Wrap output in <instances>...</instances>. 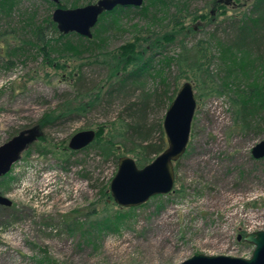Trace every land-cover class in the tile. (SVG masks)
Instances as JSON below:
<instances>
[{
    "label": "rangeland",
    "instance_id": "obj_1",
    "mask_svg": "<svg viewBox=\"0 0 264 264\" xmlns=\"http://www.w3.org/2000/svg\"><path fill=\"white\" fill-rule=\"evenodd\" d=\"M74 1L21 0L9 17H0V144L31 127L42 132L0 178V194L12 201L9 207L0 205V264H177L199 253L250 257L254 246L237 235L264 230V158L251 155L252 147L264 139V118L259 128L242 129L227 96L195 87V112L186 150L174 162L173 190L135 206L134 221L119 233L86 242L75 228L88 211L103 207L101 190L107 187L109 192L117 163L104 160L95 148L72 153L69 139L99 125L109 130L119 116L126 118L122 109L127 102L116 98L87 108L89 100L77 97L78 88L84 93L103 89L109 79L100 52L115 50L146 30L166 29L164 17L173 9L156 11L153 21L131 13L106 30L100 48L91 52L49 51L45 57L28 44L35 42L33 25L43 26L45 38L60 46L64 41L50 25L51 14L56 7L72 8ZM87 1L78 0L77 6L96 0ZM206 2L190 0L188 11L220 14V19L223 7L229 13L240 9L222 3L213 10ZM198 21L188 16L186 23L192 28ZM195 31L185 38L188 45L207 40L212 26L206 23ZM177 43L168 49L178 51ZM14 46L25 50L9 54ZM79 68L84 79L76 86L69 73L76 77ZM185 80H179L176 93ZM154 85L149 81L147 88ZM80 105L87 109L76 113ZM165 112L153 108L149 122L163 120ZM47 116L54 124L41 127ZM37 146L48 152L39 153Z\"/></svg>",
    "mask_w": 264,
    "mask_h": 264
},
{
    "label": "trees",
    "instance_id": "obj_2",
    "mask_svg": "<svg viewBox=\"0 0 264 264\" xmlns=\"http://www.w3.org/2000/svg\"><path fill=\"white\" fill-rule=\"evenodd\" d=\"M20 1L0 0V17H9ZM145 1L140 7L117 6L103 12L93 28L91 38L74 32L61 33L60 39L64 43L60 46L45 38L43 26L33 25L35 42L28 41V44L36 46L39 52L49 57L52 51L61 53L71 50L81 53L100 48L103 33L131 13L153 21L156 20V11L167 13L173 9L164 17L166 29L158 33L146 30L145 35L138 34L115 50L100 52V61L107 67L109 83L103 89L98 86L90 93H84L83 88H78L77 97L87 96V108L103 101L125 99L127 102L122 114L126 118L119 116L111 123L109 130L103 125L97 126L94 141L77 151L95 148L104 160L113 158L116 163L120 156L131 154L138 167L146 165L152 155L156 157L167 146L162 120L149 122V116L153 108L167 109L181 79L191 81L193 88L210 95L227 96L233 107L234 120L242 129L259 128L264 118V0H250L246 5H239L233 0L227 3L225 0H207L208 5L212 3L213 10L222 3H231L240 8L235 13H229L228 8L223 7L220 19V14L209 17V13L194 14L188 11L190 0ZM60 4L67 7L62 2ZM77 4L78 0L72 2L71 6L76 7ZM188 16L191 21L199 19L196 29L210 23L212 31L207 40L200 39L192 45L185 42L186 37L196 33V29L189 28L186 23ZM50 25L57 31L55 23L51 22ZM176 43L178 51H170L169 46ZM24 50L23 46H14L9 48L8 53L16 54ZM77 72L76 77L73 76L74 72L69 73L76 86L82 85L84 79V75H79L80 68ZM149 81L155 84L151 89L147 88ZM135 95L137 97L133 98ZM80 106V111L76 113L87 109L84 105ZM48 120L47 116L45 122H41V127L54 124ZM155 133L158 135L155 136ZM36 150L41 154L48 152L45 146H37ZM7 173L0 178H5ZM101 192L105 198L103 207L99 211H88L84 222L74 224L86 242L119 233L135 218L137 207L117 206L107 187ZM67 229L72 231L71 226Z\"/></svg>",
    "mask_w": 264,
    "mask_h": 264
},
{
    "label": "water",
    "instance_id": "obj_3",
    "mask_svg": "<svg viewBox=\"0 0 264 264\" xmlns=\"http://www.w3.org/2000/svg\"><path fill=\"white\" fill-rule=\"evenodd\" d=\"M58 3L59 0H47ZM144 0H96L72 8H54L51 20L62 34L76 33L91 38L99 16L117 6L140 7ZM228 0H225L227 3ZM213 13V10H211ZM197 26L195 25L194 28ZM196 98L191 81H184L175 97L166 109L162 120L167 146L151 162L138 167L134 158L122 155L117 161V170L110 180L109 192L113 201L121 207L139 206L152 196L167 194L173 190L175 171L174 162L185 152L189 139L192 118L195 112ZM42 132L39 127L21 130L0 144V176L6 174L20 154ZM96 130L84 129L74 133L68 142V148L77 151L94 141ZM253 158H264V139L251 149ZM0 205L9 207L12 201L0 194ZM252 244L253 250L248 258L229 255L195 254L177 264H264V230L238 234L237 240ZM63 264V263H57Z\"/></svg>",
    "mask_w": 264,
    "mask_h": 264
}]
</instances>
